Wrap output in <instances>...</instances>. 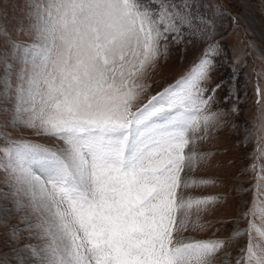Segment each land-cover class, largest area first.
Masks as SVG:
<instances>
[{"label": "snow or ice", "instance_id": "obj_1", "mask_svg": "<svg viewBox=\"0 0 264 264\" xmlns=\"http://www.w3.org/2000/svg\"><path fill=\"white\" fill-rule=\"evenodd\" d=\"M202 7L200 0H29L33 41L10 46L23 49L15 85L9 57H0V113L11 112L0 137L11 124L62 143L6 139L0 148L12 210L22 214L23 226L7 230L10 243L21 232L41 241L14 244L2 264H214L229 241L185 235L206 227L199 213L217 200L185 191L210 183L188 173L206 155L197 141L220 124L213 103L224 83L213 77L221 52L215 14ZM188 43L202 45L189 70L139 103L149 67L171 44ZM258 181L243 213L247 229L229 237L247 234L236 264H264V173Z\"/></svg>", "mask_w": 264, "mask_h": 264}, {"label": "rangeland", "instance_id": "obj_2", "mask_svg": "<svg viewBox=\"0 0 264 264\" xmlns=\"http://www.w3.org/2000/svg\"><path fill=\"white\" fill-rule=\"evenodd\" d=\"M200 2L202 13L215 14V40L220 42L221 52L216 58L213 77L214 82L223 80L224 83L213 103V110L221 113L220 124L210 129L206 139L197 141L196 151L206 155L188 173L192 180L210 183L194 185L185 191L193 197H217V200L199 213V223L206 227L203 230L199 227L189 229L185 235L194 239L228 240L227 246L214 257V264H236L242 255L240 248L247 242V234L231 240L229 237L234 230L247 229L250 217L243 213L252 206L254 194H257L258 176L264 173V153L259 151V145L264 144V139H260L264 136V131H261L264 105L257 103L256 91L259 86L264 92V0ZM218 8L223 9L224 14L218 13ZM233 17H237L235 24ZM30 22L29 0H0V57H9L7 77L12 85L16 84V73L23 66V49L10 46L32 43ZM201 47L200 43L171 44L168 52L157 59L140 80L146 89L139 103H146L150 96L181 78L196 61ZM3 77L5 68L0 64V78ZM10 115L6 107L0 113V123ZM4 130L10 135L0 137V148L7 146L6 139L28 140L48 147L62 143L37 136L34 129L23 126L17 129L9 124ZM2 157L3 153H0ZM6 176V171L0 168V206L9 209L0 214V264L5 255L12 256L10 248L14 244L41 243L30 239L27 232L19 234L18 242L10 243L7 230L13 225H23L22 214L12 210L14 197ZM259 198L264 200V195ZM192 219H196L195 214ZM12 264H15L14 260Z\"/></svg>", "mask_w": 264, "mask_h": 264}]
</instances>
